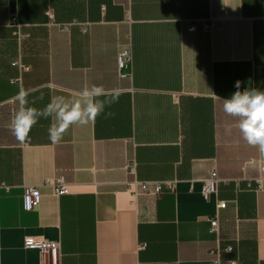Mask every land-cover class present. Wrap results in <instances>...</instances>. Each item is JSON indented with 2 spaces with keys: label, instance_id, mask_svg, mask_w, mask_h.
<instances>
[{
  "label": "crops",
  "instance_id": "0c3cea01",
  "mask_svg": "<svg viewBox=\"0 0 264 264\" xmlns=\"http://www.w3.org/2000/svg\"><path fill=\"white\" fill-rule=\"evenodd\" d=\"M237 80L264 90V0H0V264H49L23 247L28 237L58 241L57 264H207L227 243L225 259L264 264V157L219 99ZM92 84L119 88L105 109L113 116L74 125L58 144L41 118L25 144L16 140L9 120L21 88L42 109ZM212 169L221 181L205 200ZM59 176L66 194L42 185ZM257 179L261 189L247 187ZM26 185L40 186L30 211Z\"/></svg>",
  "mask_w": 264,
  "mask_h": 264
},
{
  "label": "clouds",
  "instance_id": "9594fccd",
  "mask_svg": "<svg viewBox=\"0 0 264 264\" xmlns=\"http://www.w3.org/2000/svg\"><path fill=\"white\" fill-rule=\"evenodd\" d=\"M241 81L235 82L236 91L228 98L221 99L225 115L236 120L237 127L246 143L258 149L264 157V90L245 88L241 90ZM30 91L21 88L15 99L18 108L10 122V130L20 143L29 139V134L41 118L51 119L48 138L53 144L62 142L66 133L74 125L86 126L99 116L111 117L108 111L111 105L118 103L121 92L119 88L111 90L102 85L92 84L83 87L74 95H56L42 109L32 105Z\"/></svg>",
  "mask_w": 264,
  "mask_h": 264
},
{
  "label": "built area",
  "instance_id": "2783aa9c",
  "mask_svg": "<svg viewBox=\"0 0 264 264\" xmlns=\"http://www.w3.org/2000/svg\"><path fill=\"white\" fill-rule=\"evenodd\" d=\"M9 22L10 25L15 28V36L18 40H21L28 36V34H23L19 31L20 24L17 21V16L15 13L13 12L9 13ZM211 25H212V21L210 20H206L202 22L203 30H208L211 27ZM194 29H195L194 24L189 26L190 31H193ZM130 54L131 53L129 47L123 48L121 51H119L117 55L118 69H122L123 67H125L127 61L130 59ZM13 65H16L22 71L28 69V67L23 65L20 61H14ZM11 101L12 103H14L13 100ZM17 108H18V104H17ZM17 108L11 110L9 127H10V122ZM219 181H221V179L219 178L217 171L215 169L210 170V175L207 179L202 181V186L200 190V193L205 200H209L211 195L217 192V185ZM136 183H139L141 187L144 189V191H148L151 186L155 193H160L162 190H173L175 188L174 181H155V182L134 181L129 185L130 187H132V185ZM255 183H256L255 187H253L251 181H248L247 187L256 190L261 189L262 187L261 180L257 179ZM42 185L51 187L53 191L58 195L66 194L69 192V186L62 176L55 177L52 179L47 178L43 181ZM39 199H40V186H32V185L24 186L23 206L25 210L30 211L35 209L38 205ZM216 206L218 209H224L226 207V202L223 200L217 201ZM209 221H210V231L216 233L219 226L217 216L212 217ZM23 247L25 249L37 250L39 253H41L42 255L48 258L49 264L58 263V257L60 252V243L58 241L35 239L32 237H28L24 240ZM233 250L234 247L230 243L224 245L217 244L213 249L209 251L211 258L207 264H236L235 259H231V258L225 259V256L231 254Z\"/></svg>",
  "mask_w": 264,
  "mask_h": 264
}]
</instances>
